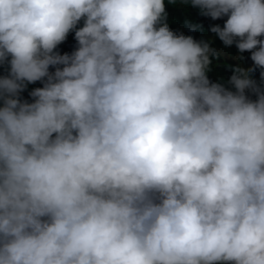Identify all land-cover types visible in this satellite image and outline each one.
<instances>
[{
  "label": "clouds",
  "instance_id": "obj_1",
  "mask_svg": "<svg viewBox=\"0 0 264 264\" xmlns=\"http://www.w3.org/2000/svg\"><path fill=\"white\" fill-rule=\"evenodd\" d=\"M180 2L232 89L165 0H0V264H264V0Z\"/></svg>",
  "mask_w": 264,
  "mask_h": 264
},
{
  "label": "trees",
  "instance_id": "obj_2",
  "mask_svg": "<svg viewBox=\"0 0 264 264\" xmlns=\"http://www.w3.org/2000/svg\"><path fill=\"white\" fill-rule=\"evenodd\" d=\"M165 12L167 14V21L171 24V31L178 35L177 27L182 25L186 29V36H191L194 40L198 39L200 41L208 42L210 47L215 49L217 52L218 48L224 49L232 55L239 54L244 57V63L247 67H252L253 62L250 59L251 53L244 52L240 53L236 48L235 44L232 46H225L223 42L210 31V27L214 25H220L223 27L224 23L227 20V16H224L220 19L213 20L210 17L203 16L200 14V9L192 7L191 5L185 8H178L174 6L172 3H169V0H165ZM198 25L195 31L191 30V26ZM77 27H80L77 25ZM75 32L72 31L68 34L65 41L58 45L55 51L60 54H71L75 48L77 47V42L74 38ZM50 71H54L55 69L50 67ZM260 69H256L255 73L258 78V82L260 81ZM7 74V65H0V75ZM43 87V83L41 81L36 82V87ZM34 88V89H35ZM32 91V90H31ZM23 92L20 94L22 100H27L28 102H32V98L29 93L31 92Z\"/></svg>",
  "mask_w": 264,
  "mask_h": 264
},
{
  "label": "rangeland",
  "instance_id": "obj_3",
  "mask_svg": "<svg viewBox=\"0 0 264 264\" xmlns=\"http://www.w3.org/2000/svg\"><path fill=\"white\" fill-rule=\"evenodd\" d=\"M174 6L178 8H185L189 6L190 4L181 3L180 0H177L176 3H172ZM165 23H167L169 29L171 30V24L166 20ZM80 27L83 26V20H81L78 24ZM178 35L183 34L186 36V29L184 26L180 25L177 27ZM264 39V37H261ZM197 42L200 40L196 39ZM217 55L214 57H210L211 64L209 65V70L207 72L208 79L212 83H221L226 88L232 89V86L228 83L230 77L233 75V69L236 67H245L248 68L244 60L237 59L239 54L232 55L229 52H227L224 49L218 48L217 49ZM253 79H255L258 82V78L256 73L253 74ZM259 83V82H258ZM36 87V82L32 84H28L27 88L23 92H29L33 90ZM22 92V93H23ZM251 99H255V95L248 92L247 93ZM0 106H2V102H0Z\"/></svg>",
  "mask_w": 264,
  "mask_h": 264
}]
</instances>
